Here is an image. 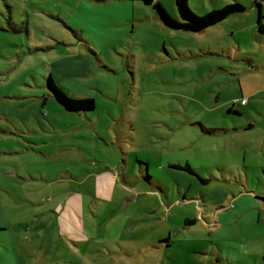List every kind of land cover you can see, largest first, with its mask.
<instances>
[{
  "label": "rangeland",
  "instance_id": "374dc122",
  "mask_svg": "<svg viewBox=\"0 0 264 264\" xmlns=\"http://www.w3.org/2000/svg\"><path fill=\"white\" fill-rule=\"evenodd\" d=\"M235 2L191 32L143 0H0V264H264V213L215 224L200 199L223 196L218 167L241 185L264 166V0L188 6ZM49 77L94 109L65 111Z\"/></svg>",
  "mask_w": 264,
  "mask_h": 264
},
{
  "label": "crops",
  "instance_id": "0c3cea01",
  "mask_svg": "<svg viewBox=\"0 0 264 264\" xmlns=\"http://www.w3.org/2000/svg\"><path fill=\"white\" fill-rule=\"evenodd\" d=\"M246 104H247V101L245 102L244 105H246ZM244 105L240 104L241 107ZM251 128H252V125H247L245 127L244 126L233 127V130H230V129L221 130L220 129V130H216L215 132H213L211 134H213V135L220 134V133H222V134L226 133L227 134L229 132H238V131H242V133H244V132L246 133V132L250 131ZM205 134H208V133H205ZM170 166L176 167L177 165L174 166V164H172ZM218 168H219L218 170L221 173L222 179H221V181L220 180H217V181L222 184V187L215 186L214 190L221 189V188L224 189L223 191L221 189V191L219 193V194H223V196H219L218 198H216V200H214V197L212 199H210L211 197L206 198L203 193L200 195V199H201L202 203L208 204L212 208H215V210L211 213V217L213 218L214 223L218 224V222H221V218H223L224 216L227 218V222L229 221L232 224L233 223H239L242 215H244L246 213H250L251 215L248 217V219H246V221H243V224L244 225H253L257 221L258 217H256V215L258 216V212L264 213V199L261 198L258 201L255 200V199H258V198H256V196L259 194H261L260 196L264 197V166L259 167V168H261L260 172L258 173L259 181L255 182L254 177L249 176V178L245 177V178H241L239 180L241 185L230 184L232 181H228L226 178L229 170L225 167H218ZM240 169H242L245 172V176H246V170L249 168L245 164L244 160L241 161V167H239V169H238V172H239L238 177L239 178L242 177L239 175V174H242ZM145 172L147 173L146 170H145ZM196 174L201 179L205 180V178L202 174H200L197 171H196ZM177 175H179V180H177V181L181 185L186 184V185H183L184 186V192L180 193V194L186 195L188 188H191L193 185H196V184H194V182L191 179L186 178L179 173H177ZM147 179H149V177H147ZM211 180H213V179L206 180L207 182L204 184H207ZM256 183H258V184H256ZM242 185H246L247 186L246 189L241 188ZM254 185H257L258 187L255 188V187H253ZM211 194H213V192ZM253 197H255V199ZM213 204H215V205H213ZM229 204H230V206H228ZM263 222H264V220H263ZM186 223L191 224V223H188L187 221H186Z\"/></svg>",
  "mask_w": 264,
  "mask_h": 264
},
{
  "label": "trees",
  "instance_id": "16d2710c",
  "mask_svg": "<svg viewBox=\"0 0 264 264\" xmlns=\"http://www.w3.org/2000/svg\"><path fill=\"white\" fill-rule=\"evenodd\" d=\"M145 4L152 5L156 11V15L159 20L166 26L172 29H182L191 32H200L209 26L215 25L231 14L241 13L244 8L239 3L235 2L232 4L225 5L221 9L212 10L207 12L202 16L195 15L188 6V0H175V6L180 18V21L173 19L162 7V5L157 0H143ZM261 14L258 19V30L260 33L264 34V24L261 22ZM47 87L52 93L56 101L63 107L65 111H87L94 109V100L92 98H81L73 99L67 96L63 90H61L53 81L51 77L47 80ZM232 111V110H231ZM203 132L211 134L216 130L202 129ZM177 169L187 171L192 174L190 167L185 164L183 166L177 165ZM202 184L207 181L200 178ZM193 223V222H188Z\"/></svg>",
  "mask_w": 264,
  "mask_h": 264
},
{
  "label": "built area",
  "instance_id": "2783aa9c",
  "mask_svg": "<svg viewBox=\"0 0 264 264\" xmlns=\"http://www.w3.org/2000/svg\"><path fill=\"white\" fill-rule=\"evenodd\" d=\"M245 102H246L245 100H241V101H240V104H241V105H244ZM234 104H237V102H234Z\"/></svg>",
  "mask_w": 264,
  "mask_h": 264
},
{
  "label": "flooded vegetation",
  "instance_id": "af4514ba",
  "mask_svg": "<svg viewBox=\"0 0 264 264\" xmlns=\"http://www.w3.org/2000/svg\"><path fill=\"white\" fill-rule=\"evenodd\" d=\"M233 105H237V104H233Z\"/></svg>",
  "mask_w": 264,
  "mask_h": 264
}]
</instances>
